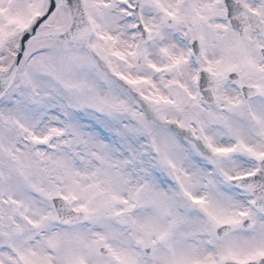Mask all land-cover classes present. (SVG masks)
I'll return each mask as SVG.
<instances>
[{
  "label": "snow or ice",
  "instance_id": "snow-or-ice-1",
  "mask_svg": "<svg viewBox=\"0 0 264 264\" xmlns=\"http://www.w3.org/2000/svg\"><path fill=\"white\" fill-rule=\"evenodd\" d=\"M0 264H264V0H0Z\"/></svg>",
  "mask_w": 264,
  "mask_h": 264
}]
</instances>
